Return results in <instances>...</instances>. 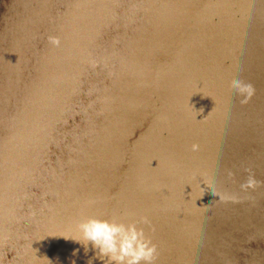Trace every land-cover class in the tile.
Masks as SVG:
<instances>
[{"label": "water", "instance_id": "95a60500", "mask_svg": "<svg viewBox=\"0 0 264 264\" xmlns=\"http://www.w3.org/2000/svg\"><path fill=\"white\" fill-rule=\"evenodd\" d=\"M245 168L264 181V0H0V264H104L87 217H147L154 264H264Z\"/></svg>", "mask_w": 264, "mask_h": 264}, {"label": "clouds", "instance_id": "9594fccd", "mask_svg": "<svg viewBox=\"0 0 264 264\" xmlns=\"http://www.w3.org/2000/svg\"><path fill=\"white\" fill-rule=\"evenodd\" d=\"M47 39L53 47H59L61 44L58 36H49ZM230 89L234 90L238 96L243 97L240 100L242 105L248 104L256 93L253 84L238 78L231 79ZM191 150L193 152L199 151L200 145L193 143ZM244 171L248 173V176L245 182L240 185L243 192L256 191L264 186V181L257 180L251 168H245ZM227 175L231 180L235 174L228 171ZM212 194L218 195L215 192ZM220 198L221 200H230L233 203L241 202L236 196L231 195ZM138 224L150 226L151 222L147 217H140L139 220H133L127 224L118 222L115 217L111 219L87 217L79 221L76 228L85 242L83 244L85 252L88 251L90 244L95 250V258L100 259L104 264H154L157 246L145 234L143 228L137 227ZM88 264H92V260H89Z\"/></svg>", "mask_w": 264, "mask_h": 264}]
</instances>
